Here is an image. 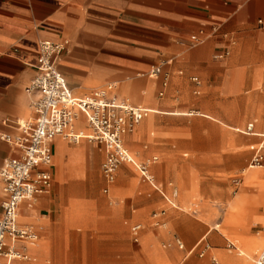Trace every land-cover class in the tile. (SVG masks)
Masks as SVG:
<instances>
[{"label":"rangeland","instance_id":"1","mask_svg":"<svg viewBox=\"0 0 264 264\" xmlns=\"http://www.w3.org/2000/svg\"><path fill=\"white\" fill-rule=\"evenodd\" d=\"M260 32L264 29L256 22L250 30L233 33L229 55L224 59L213 58L216 49L205 61L183 56L177 61L181 66L166 76L164 95L157 94L159 84L153 87V96L166 104L156 111H144L136 130L124 135L125 147L139 164H148L153 184L173 205L133 166H128L127 179L122 183L126 188L133 181V189L103 193L104 154L94 167L87 168V178L97 184L98 195L111 212L105 213L94 199H87L91 203L82 211L74 200L55 228L33 243L40 257L54 256L50 264H213L214 256L218 264H238L239 260V264H254L264 241L256 245L242 236L264 237V167L246 169L251 153L248 145L259 137L242 131L258 118L256 107H264V44L256 37ZM230 59L235 60L230 64ZM230 70L235 75L226 77ZM164 73L162 70L158 80ZM255 73L263 81V89H256L252 81ZM194 76L202 84L198 94L191 80ZM138 78L156 82L148 75ZM231 80L233 91L226 89ZM103 84L90 86L84 93ZM123 98L138 104L131 96ZM257 123L254 130L264 132V124L258 127ZM138 132L143 134L138 137ZM134 133L136 140L129 142L128 136ZM178 134L182 139L179 148L174 142ZM81 142L96 143L82 138L69 144ZM251 171L256 172L247 180ZM174 189L177 196L172 198ZM137 224L140 230L134 242L131 227ZM174 237L182 240L184 249L174 244ZM204 242L210 244L212 252L199 257L197 251ZM31 264L46 263L39 260Z\"/></svg>","mask_w":264,"mask_h":264},{"label":"crops","instance_id":"2","mask_svg":"<svg viewBox=\"0 0 264 264\" xmlns=\"http://www.w3.org/2000/svg\"><path fill=\"white\" fill-rule=\"evenodd\" d=\"M259 19L264 21V0H0V131L15 134L11 124L34 115L30 106L31 97L25 88L35 74L34 66L41 40L69 41L57 65L73 93L84 94L90 86L112 82L115 84L114 93L118 96H131L138 103L135 106L144 111H156V107L166 102L153 96V87L159 84L157 94L161 97L167 84L163 86L162 78L158 80L160 75H149L152 67L161 66V71L168 74L172 68L181 66L177 61L183 56L192 61H205L212 49H216L213 58L224 59L229 55L232 34L254 28ZM259 25L264 29V23ZM192 36L201 38L202 45L197 48L190 46ZM256 37L264 44V32L256 34ZM225 52L228 54L216 58V55ZM234 60L230 59L228 63ZM178 73L182 74V70H178ZM144 75L154 77L156 82L153 84L139 80L138 77ZM233 75L235 73L231 70L226 73V77ZM252 81L256 89H263V81L256 73ZM193 84L199 93L201 81L199 85ZM234 87L231 80L226 89L233 91ZM255 111L258 118L249 122L242 131L245 135L259 137V141L248 145L251 153L247 170L258 169L248 167L251 147L262 144L261 150L264 152V132L254 130V123L258 119V127L264 124V107L257 106ZM84 121V116L80 115L74 126L85 128ZM152 124L155 127L153 120ZM249 125L250 132L247 131ZM141 134L138 132V137ZM135 136V133L129 135V142L136 140ZM180 136L178 134L174 141L178 148L182 140ZM49 145L52 153L50 187L33 201H23L18 209V216L21 215L20 221L17 218L18 225H31L37 239H8V244L17 247L24 245L29 256L28 259L1 258V261L9 264H31L39 260L46 264L52 263L50 258L54 256L45 254L40 257L33 243L42 239L45 232L55 228L63 211L70 208L74 200L82 206V211L85 205L91 203L87 199H94L103 206L105 213L111 212L105 207L104 198L98 195L97 184L87 178V168L94 167L97 159H102L104 154L106 157L105 147L85 142L71 145L59 137L53 138ZM17 155L12 145L0 139V167L5 159ZM118 173L120 175L115 183ZM127 174L128 166L124 164L119 166L112 184H108L103 177V188L108 187L105 194L108 195L111 190L120 192L133 189V181L129 182L128 188L122 186ZM149 184L159 190L153 183ZM1 187L0 181V214L3 199ZM160 192L172 204L164 192ZM176 196L172 195V198ZM242 237L252 244L257 242L256 245L264 241V237ZM203 238L187 252L186 257ZM206 243L209 247L199 256ZM204 244L197 251L199 257L211 251L210 244ZM212 258L217 260L213 256L211 262Z\"/></svg>","mask_w":264,"mask_h":264},{"label":"built area","instance_id":"3","mask_svg":"<svg viewBox=\"0 0 264 264\" xmlns=\"http://www.w3.org/2000/svg\"><path fill=\"white\" fill-rule=\"evenodd\" d=\"M258 23L263 24L264 21L259 19ZM201 42V38L192 36L193 46ZM68 44L67 39L56 42L39 41L35 74L25 88L31 97L30 106L34 115L30 119L16 120L11 124L16 131L15 134L0 131V139L12 145L18 152L16 157L5 159L0 167L3 194L0 214V264H9L1 261V258H29L24 245L17 247L8 244V239L12 241L37 239L31 225H18V209L21 202L33 201L50 187L49 167L52 164V153L49 143L53 138L59 137L68 142H78L84 138L102 144L106 149V157L101 164V172L108 184L114 182L116 172L122 164H133L144 180L154 182L148 164L136 165L123 142L124 135L134 131L144 110L115 94V84L112 82L76 96L57 65ZM227 54L228 52L218 54L216 58H222ZM161 73V66H154L150 69L149 75L157 77ZM166 76L167 73H164L163 86L167 84ZM191 80L196 85L200 84L196 76ZM80 115L85 118L84 131L74 129V123ZM247 131H251V125L247 127ZM251 149L248 167H264L262 144L252 146ZM153 160L156 158L153 157ZM103 192L107 193L108 187H104ZM176 194L177 191L174 189L172 195ZM153 217L156 218L157 214ZM139 230V224L131 227L134 242L138 241ZM173 242L178 248L184 247L179 237H174ZM228 245L234 247L231 242H228ZM208 247L207 243L204 244L199 256H202ZM212 263L218 264V261L212 258ZM254 264H264V247L256 254Z\"/></svg>","mask_w":264,"mask_h":264},{"label":"bare ground","instance_id":"4","mask_svg":"<svg viewBox=\"0 0 264 264\" xmlns=\"http://www.w3.org/2000/svg\"><path fill=\"white\" fill-rule=\"evenodd\" d=\"M257 84H259V81H257ZM127 99H129V98H127ZM84 122H85V121H84ZM78 123H79V122H78ZM78 123H76V126L78 125ZM138 124H139V123H138ZM84 125H85V124H84ZM74 129H78V130H82V131L85 130V128H76L75 126H74ZM126 148H127V147H126ZM127 150H128V152L130 153V155L132 156L134 163H135L136 165H139L138 160L134 158V156L131 154V152L129 151L128 148H127ZM123 165H124V164H123ZM126 165H127V166H133L134 168H136L133 164H126ZM255 168H259V167H255ZM136 169H137V168H136ZM255 172H256V171H251V172H250V176H247V180H250L251 177H252V175L255 174ZM21 203H22V202H21ZM20 205H21V204H20ZM216 227H218V225H217Z\"/></svg>","mask_w":264,"mask_h":264}]
</instances>
